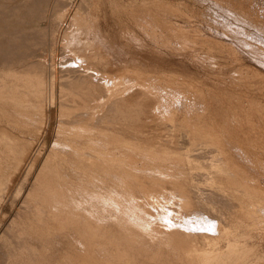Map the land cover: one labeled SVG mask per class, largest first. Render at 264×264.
I'll return each mask as SVG.
<instances>
[{
	"label": "rangeland",
	"instance_id": "rangeland-1",
	"mask_svg": "<svg viewBox=\"0 0 264 264\" xmlns=\"http://www.w3.org/2000/svg\"><path fill=\"white\" fill-rule=\"evenodd\" d=\"M84 72L111 76L113 80L121 74L123 83L119 81L117 89L122 91V87L126 86L127 94L109 100L121 104L122 107L125 103L133 104L130 107L137 111L130 115H114L111 109L115 106L111 105L101 110L106 126L101 123L105 130L100 134L104 136L106 133V143H110L114 135L121 134V122H115L114 118L131 119L122 125L123 135H127L125 137L129 138L132 134L139 136V143L152 151L155 157L165 158L167 155L168 159L181 158L175 159L173 164L168 161L164 164L148 163L147 166L163 168L164 172L157 173V176H168L166 183L159 180L161 184H167L168 193L175 182V188L183 187V179L179 181L175 176L178 174L175 168H179L177 171L184 173L187 182L184 184L185 188L183 187L186 192L188 190L185 195L188 194L186 197L190 199L189 202L197 213L188 214L191 216L189 220L178 208L180 197H170L167 198L169 201L166 205L170 211L160 209L166 213L161 215L159 211L157 214L153 210V221L144 222V225L148 224L149 229L159 223L173 225L171 232L176 231V237L180 236L181 240L188 238L187 241H182H189L186 246L190 250L200 249L198 253L207 250L204 242L213 239V246L218 249L226 245L225 241L233 239L230 241L233 243L231 245L237 243L240 251L234 252L231 258H224L222 264H264V210L257 209L258 214L257 210L253 213L243 210L242 206L246 207L250 202H255V199H251L250 195H237L240 194L236 191L237 188H232V184L225 179L222 169L214 163L213 157L216 155L215 150L225 151L227 158L238 167L250 186L259 187L264 196V0H0V84H4L2 90L5 91L10 86V80L27 79H44L48 88L47 78L54 74V103H65L61 110L67 109L69 112L63 114L49 104V91L45 92V97L39 98L43 102L40 108L42 116L36 122L41 125L39 127L34 123L26 137L32 144L33 153L38 148L41 149L33 173L27 177L22 174L17 179L22 192L29 188L40 163L55 141L60 120L76 117V110L79 109L76 105L78 98L68 86L84 75ZM143 82L148 84L147 88L143 87ZM6 94L18 97L16 101L8 103L17 105L24 111L23 107L27 105L30 97L15 90H7ZM174 108L176 113L166 112ZM183 118L186 120L183 121ZM33 119L37 120L35 116ZM170 119L173 121L169 122ZM106 121L109 122L108 125ZM113 122L117 130L115 133L111 131ZM182 125L188 126L190 130L180 131ZM207 126L213 127L222 136L223 144L220 148L206 147L203 142L207 139L192 137L207 133ZM195 128L199 130L193 131ZM17 183L0 200V264L29 262L26 254L14 245L16 234L9 235L11 232L6 230L14 217L16 207L22 202V198H14L17 194L13 193L20 185ZM180 199L183 201V198ZM240 202L243 203L239 204ZM147 203L144 202L143 205ZM235 209L239 211L240 218L234 221L231 213ZM242 211L250 214L247 217ZM113 215L115 213L109 212L107 216L104 213L96 216L99 221L106 223L101 232L106 237L107 247H94L95 249H90L92 253L97 256L102 250L97 257H104L105 253L110 256L113 251L111 254L115 255L110 256L114 258L111 259V264H135L137 259L142 260L144 253L149 251V254L144 255L145 261L149 262L148 257L157 251L155 243L158 244L153 241L154 238H150L152 231L142 233L143 238L147 237L148 240L146 238L142 242L134 243L143 247L139 249L141 252L138 250L141 255L137 254V249H127L129 239H121L126 236L128 238L124 234L134 228L130 224H122L121 217L120 223L113 222ZM136 215L138 218L145 217L140 211ZM211 219L216 225L213 224L210 228L204 227L200 221L194 222ZM243 228L246 229L242 232ZM218 229H229L227 233L231 232L234 237L229 235V238H220ZM245 234L249 235L244 236ZM55 242L58 240L53 241L50 253L57 259L51 264H73L75 260L61 259L65 249ZM75 247L80 248L77 245ZM18 255H21V261Z\"/></svg>",
	"mask_w": 264,
	"mask_h": 264
},
{
	"label": "bare ground",
	"instance_id": "bare-ground-1",
	"mask_svg": "<svg viewBox=\"0 0 264 264\" xmlns=\"http://www.w3.org/2000/svg\"><path fill=\"white\" fill-rule=\"evenodd\" d=\"M76 41L77 40L75 39L74 42L76 43ZM47 79L49 82L48 88L46 87L44 79H34L33 81H30L28 79L26 81L10 80V86L6 88L5 91L2 90L4 88V84H0V200L5 195H7V193L12 191L11 187L16 185L15 183L18 182V178L22 174H24L22 176L27 177L28 175L33 173V170L35 169L41 148H38L33 153L31 149L32 144L29 140H27L26 133L29 131V129H31V127L34 126V123L39 127L41 125L40 123L36 122L40 120L42 116V111L40 108L43 102L39 100V98L42 99L43 97H45V92L49 91V104L54 105L56 107V110H58L59 112L63 114H69V112H67V109V111L65 109L61 110L64 107L65 103H54L55 95L53 90L54 85L56 84L54 74H51ZM121 79H123V76L121 74L119 75V77L113 80L111 76L99 75L92 72H84V75L77 78L75 82L69 84V89H71L74 92L73 95L78 98L76 105L79 109L76 110V117L74 116L75 118L71 120H60L59 126L56 130L57 132L55 141L53 140L54 142H52L47 151V154L45 155L43 161L40 163V166L36 171L29 188L25 192H22L21 184L18 182L20 185L18 188L16 187L17 191L13 193L15 195L17 194V196L14 197L16 198V200H21L22 198L20 206L18 208L16 207L14 217L6 228L8 232H11L9 233V235L14 233L17 236L15 237L14 245L16 246V248L21 249L22 252L26 254L29 261L28 264H46L47 262H50L49 264H51L52 261H55L57 258L55 255L50 253V248H52V243L56 239L58 240L57 243L55 242L56 245H60L65 249V254L63 253L64 255H62L61 259L75 260L73 264H111V259L114 258L110 256L115 255L111 254L113 251L110 252L111 250H108L110 252V256L107 255L109 253H105L104 257L102 255L100 257L103 258H100L97 256L102 250L98 253L97 256L90 250H93V248L97 246L100 249L101 245H107L105 243L106 237L104 236V233L101 232V230L105 228L104 226L106 223L99 221L96 216L101 213H104L107 216L109 212H111L115 213V215H113L111 218L113 222L120 223L119 217H121L123 219L122 224L125 223V226L126 224H130L132 228H134V230L132 231H127L128 234H124L128 235V238H126V236L121 237V239H129V242H127V249L128 247H132L135 250L137 249V254H140L141 251L139 249H142L143 247L141 248L140 245L138 246L137 244L134 245V243L142 242L147 238H143L142 233L152 231V236L150 238H154L153 241L158 242V244L155 243L157 245V251L153 253V256L148 257V261L150 260L149 262L145 261V253L149 254V251H146L143 255L144 260L137 259V261L140 260L138 262H141V264H157V262H160L159 264H222V262L225 260L224 258H231L234 252L240 251L237 243V245L235 243V245H231L233 243H230V241H232L233 239L225 241L226 245H222V247L218 249L217 247L213 246V239L208 242H204L206 243L204 245L208 247L207 250L198 253L200 249L198 250L197 248L198 251H193L189 249L190 247L186 246V244L189 242H186L188 240L187 236H185L186 234H184V237H186L187 240L182 238V240H186L185 243L184 241L179 239L180 236L176 237L177 234L175 235L174 233L176 231L171 232L173 231V225L170 224V226L172 227L171 228L170 226L159 223L153 227L151 226L152 229L148 228V224L146 225L145 223L144 225V222L149 223L153 221V210L156 211V213L159 211L161 215L166 214L165 211H161L160 209L168 210L166 208V205L170 197L177 198L179 196L180 198H183V201L179 197V199L177 198L179 200L178 202H180V204L178 203L179 206H177L181 210V213L183 215H187L189 220L191 216L188 214L197 212L191 206V203L189 202L190 199L188 200V198L186 197L188 194L185 195L186 193H188V190L186 192L183 187L185 188L184 184H186L187 182L185 181L186 179L185 175H183L184 173L180 174V170L177 171L179 168H175L177 169L176 172L178 173L177 174L175 172V174L178 175L175 176L179 181L183 179L181 182L183 183V187L180 186L179 188V186L177 185L176 187H178L179 189L175 188V182L172 188L170 186L171 189L168 193L166 186L167 184L163 185L160 183V181L163 180L166 183V178H168V176H165V174H160L157 176V173L159 174L164 172L163 168H160L158 166H147L148 163L157 164L159 162H163L164 164V162L167 163L168 161H171L173 164L175 159L181 160V158L170 157L171 159H168L166 158L167 155L165 158L155 157V154L152 151L147 150L146 147L140 144L141 142L139 143V140H141L139 136L132 134L129 138L125 137L127 135H123L122 131L124 127L122 125H125V122L130 121L131 119L129 120L114 118L115 122H121V134L118 133L119 136L114 135L113 138H111V136L110 138L112 139V141H110V143L105 142L106 133L104 134V136L100 134H103V131L105 130V128L103 129V127L101 126V123H104L102 119L103 113H101V110L103 108L108 107L109 105L115 106L114 109H111L112 114L114 115H130L137 113L135 109L133 110L130 107L133 106V104L125 103L124 105L122 104V107L121 104L119 105L118 103L111 102L109 100L114 97H119L127 94V91L125 90L126 86L122 87V91H119L117 89L118 82L121 81ZM146 82H143L144 88H147L148 86ZM7 90H15L25 94L26 97H30V100L26 103L27 105L23 107L24 111L17 105L8 103L13 100L16 101L18 97H15V95L13 94H6ZM61 97L63 98L62 95ZM22 98L24 99V97ZM24 103L23 105H25ZM73 105H75V103ZM158 105H160V103ZM173 105H175V103ZM92 107H94L95 109H92ZM175 108L172 110H166V112L174 114L176 113ZM34 116L35 118H37V120L33 119ZM185 120L186 119L183 118V121ZM108 121H106L107 125L109 123ZM172 121L173 119L169 120V122ZM115 122H113V129H111V131L114 133L117 132V130H115L116 127L114 126ZM187 127L188 126L182 125L180 131H189L190 129L188 130ZM200 128L202 129V127ZM206 128L208 129L207 133L201 135L195 134L192 137L195 139V137L200 136L207 139V141L204 139L205 142H203L206 144H203L206 147L208 146L220 148L223 144L221 140L222 136L218 134L213 129V127L207 126ZM37 129L38 131L40 130V128ZM197 129L198 128H195L193 129V131ZM144 144L146 143L144 142ZM215 152L216 155L213 156L214 163L222 169L221 171L223 172L225 179L229 181L230 185L232 184V188L233 186L237 188L236 191L240 193L237 195H250L252 197L251 199H255V202H250V204L247 205L248 207H243L241 205L243 210H245L246 212L250 210V212L252 211V213L257 209L264 210V196L262 195L263 193L261 192L260 188H253V186H250V183L245 180L241 171L238 170V167L233 165L231 163L232 161L227 158L225 151L217 149L215 150ZM185 156L188 157L187 155ZM186 162L189 163L188 161ZM213 170L215 171V168ZM155 178H157L158 180L153 181V179ZM172 181H174V179L171 180V182ZM225 184L227 185V182ZM140 185L142 187H139ZM16 188H13V190ZM234 192L235 191H233V193ZM144 202L148 203L143 205ZM241 203L243 202H240L239 204ZM244 203L247 204L245 201ZM139 211L143 213V216H145L144 218H138L136 212ZM256 212L258 214V210ZM168 213L170 214L171 212ZM249 214L245 213V216L248 217ZM231 217L234 218V221L235 219L240 218L239 211H236L235 209V211L231 213ZM182 220L185 219L183 218ZM196 221L197 223L200 221V223H202V225H204V227L206 228H210L214 224V221H212V219L211 221L195 220L194 222ZM232 225L234 226V224ZM238 225L241 226V224ZM250 226L248 227L250 228ZM244 229L246 228H243L242 232ZM136 231H139L140 233ZM227 231H224L223 229L221 231L218 229L219 237L229 238V235H231V237H234L231 232H228L230 233L228 234ZM246 235L247 234H245L244 236ZM6 237L8 238V236ZM130 241L133 245L130 244ZM161 243H163V245ZM75 245L79 246L80 248L77 249ZM162 246L164 248H162ZM191 248L193 249L194 246H192ZM122 251L126 250L122 249ZM127 251L129 252V250ZM136 253L133 252V254L137 255ZM8 257L7 259L10 258ZM135 258L139 257L136 256ZM18 259L21 261V255H18ZM135 260L136 259H134V261ZM120 261L121 260H119V262ZM137 261L135 264L138 263ZM116 263L118 264V262ZM58 264L61 263L59 262Z\"/></svg>",
	"mask_w": 264,
	"mask_h": 264
}]
</instances>
